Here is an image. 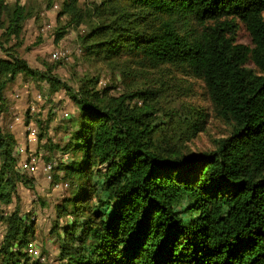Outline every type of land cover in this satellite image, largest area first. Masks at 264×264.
<instances>
[{
    "label": "trees",
    "instance_id": "obj_1",
    "mask_svg": "<svg viewBox=\"0 0 264 264\" xmlns=\"http://www.w3.org/2000/svg\"><path fill=\"white\" fill-rule=\"evenodd\" d=\"M60 13L86 26L89 62L171 65L202 80L229 131L213 150L184 154L172 135L157 137L148 89L113 96L110 87L97 90L98 76L81 79L73 91L79 115L64 147L74 156L60 165L70 184L60 213L71 220L58 233V264H264V0H64ZM30 16L0 0L2 35L20 36ZM7 54L0 102L18 75H37ZM47 78L55 90L72 91ZM134 99L143 105L131 106ZM177 116L186 135L205 130L200 110ZM17 144L0 123V214L25 180ZM7 223L0 264H27L35 221L14 211Z\"/></svg>",
    "mask_w": 264,
    "mask_h": 264
},
{
    "label": "rangeland",
    "instance_id": "obj_2",
    "mask_svg": "<svg viewBox=\"0 0 264 264\" xmlns=\"http://www.w3.org/2000/svg\"><path fill=\"white\" fill-rule=\"evenodd\" d=\"M5 1L9 5L18 3L24 6L31 16L26 19L18 37H6L0 30V44H3L0 58H7L9 51L15 52L37 75H18L7 87L5 100L0 102L2 128L13 132L17 142L25 146L23 154L14 150L17 170L25 180L18 183L12 202L1 207L0 247L7 231V218L10 213L18 211L22 216H32L35 221L34 233L24 248L29 259L27 264H58V233L71 220L70 216L60 213L63 200L70 196V184L60 165L66 164L67 159L70 162L74 156L64 147L76 127L79 109L73 91L78 90L81 79L98 76L97 90L110 87L109 94L113 96L137 87L148 89L155 104L157 125L162 129L157 137L166 136L168 139L172 135L176 148L184 154L213 150L216 141L225 136L229 128L213 113L202 80L189 76L176 66L122 68L87 61L81 47L86 26L71 24L67 15H61L64 0ZM80 2L92 4L100 1ZM238 38L246 42V32L240 30ZM56 50H62L65 55L53 59ZM49 75L57 77L72 91L61 86L55 90L47 78ZM38 92L43 94L42 101L35 99ZM135 103L139 107L143 105L141 100L134 99L131 106ZM192 108L206 114L205 130L195 136L185 134L184 118L177 116ZM15 116H20L21 121L12 129L9 124ZM32 130L36 138L29 142L27 136ZM49 164L53 168L46 171Z\"/></svg>",
    "mask_w": 264,
    "mask_h": 264
},
{
    "label": "built area",
    "instance_id": "obj_3",
    "mask_svg": "<svg viewBox=\"0 0 264 264\" xmlns=\"http://www.w3.org/2000/svg\"><path fill=\"white\" fill-rule=\"evenodd\" d=\"M98 1H101V0H98ZM65 55V53L62 51V50H56V51H54L53 52V54H52V57H53V59H61L63 56ZM35 99L37 100V101H42L43 100V94L42 93H40V92H38L37 94H36V96H35ZM34 107H32V109H33ZM21 121V117L20 116H15L14 117V119H13V122L9 125V127L10 128H12L16 123H18V122H20ZM28 138H27V140L29 141V142H32L35 138H36V133H35V131L34 130H32V131H30L29 133H28V136H27ZM15 151L18 153V154H23L24 152H25V146H24V143H18L17 145H16V147H15ZM65 158H66V156H65ZM35 158H33V160L32 161H34L35 162ZM68 160V159H67ZM64 161V160H63ZM66 161V160H65ZM55 165H56V163H55ZM36 168V167H35ZM53 168V165L52 164H49V165H47L46 166V168H45V170L46 171H51V169ZM49 179H51V176H49ZM58 184H56V186H57ZM34 253H36L35 252V250H34ZM38 254V253H37ZM42 259H44V258H42Z\"/></svg>",
    "mask_w": 264,
    "mask_h": 264
},
{
    "label": "crops",
    "instance_id": "obj_4",
    "mask_svg": "<svg viewBox=\"0 0 264 264\" xmlns=\"http://www.w3.org/2000/svg\"><path fill=\"white\" fill-rule=\"evenodd\" d=\"M10 125V124H9ZM16 125V124H15ZM15 125L12 127V129H14ZM28 141V140H27ZM20 143V142H19Z\"/></svg>",
    "mask_w": 264,
    "mask_h": 264
}]
</instances>
